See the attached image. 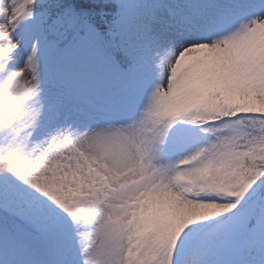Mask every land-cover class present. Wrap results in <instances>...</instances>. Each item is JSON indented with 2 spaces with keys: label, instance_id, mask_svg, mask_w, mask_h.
Instances as JSON below:
<instances>
[{
  "label": "snow or ice",
  "instance_id": "snow-or-ice-1",
  "mask_svg": "<svg viewBox=\"0 0 264 264\" xmlns=\"http://www.w3.org/2000/svg\"><path fill=\"white\" fill-rule=\"evenodd\" d=\"M0 264H264V0H0Z\"/></svg>",
  "mask_w": 264,
  "mask_h": 264
}]
</instances>
